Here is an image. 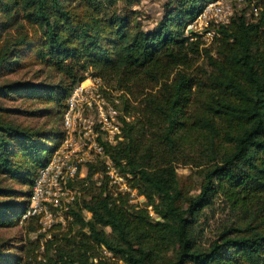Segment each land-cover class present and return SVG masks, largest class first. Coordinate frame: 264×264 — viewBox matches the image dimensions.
I'll return each mask as SVG.
<instances>
[{"label": "trees", "instance_id": "1", "mask_svg": "<svg viewBox=\"0 0 264 264\" xmlns=\"http://www.w3.org/2000/svg\"><path fill=\"white\" fill-rule=\"evenodd\" d=\"M208 1L166 0L145 30L136 0H0V101L42 106L0 104V227L19 225L39 169L64 137L67 97L87 74L125 92L103 90L124 112L122 139L104 146L144 196L129 203L98 159L69 183L81 193L66 231L39 252L29 237L38 220H24L26 237L0 243V264H264V0L235 5L200 48L186 28ZM30 65L40 81L7 77ZM16 114L51 121L26 126ZM175 159L196 168V192L181 187ZM215 210L222 220H208ZM209 222L217 227L202 242Z\"/></svg>", "mask_w": 264, "mask_h": 264}, {"label": "built area", "instance_id": "2", "mask_svg": "<svg viewBox=\"0 0 264 264\" xmlns=\"http://www.w3.org/2000/svg\"><path fill=\"white\" fill-rule=\"evenodd\" d=\"M247 3L252 6L254 0H210L188 24L186 33L192 31L201 39H210L211 42L215 27L229 22L234 12L233 5ZM259 9L254 8V15H257ZM93 77L92 85L90 83V86L84 87L82 81L68 95L62 118L64 137L53 149L47 163L39 169L27 207L20 219L36 218L39 223L38 232L44 234V239L49 235L43 231L50 227L53 220L66 219L69 206L75 196L79 195L69 184L70 181L84 177L86 166L98 159L105 165L104 173L109 184L121 193L134 195L133 189L125 176L119 173L104 146L106 144L108 149L113 150L122 139L119 111L104 96L103 90L107 88L102 85L100 77ZM97 176L95 174L94 177Z\"/></svg>", "mask_w": 264, "mask_h": 264}, {"label": "rangeland", "instance_id": "3", "mask_svg": "<svg viewBox=\"0 0 264 264\" xmlns=\"http://www.w3.org/2000/svg\"><path fill=\"white\" fill-rule=\"evenodd\" d=\"M166 0H136V3L133 6V9L138 11V19L140 20L142 27L145 30H151L153 29L156 24L157 21L160 19V17L163 14V3ZM240 5H238L237 7H239ZM235 5H233V11ZM208 40H205V38L201 39L202 42H204L203 44L201 43L200 48L202 47H209L211 46V42ZM214 54V53H211ZM204 56L202 55L198 61L194 64L193 68H195L196 66H198L199 64H202L205 59L203 58ZM40 67H38L37 65H30L26 68H24L22 71H18L16 73H12L10 75H8L7 77L9 79L15 80V79H19V80H29L32 82H38L42 79V77H40V75H42L41 69H39ZM193 68L191 70H189L190 72L193 70ZM39 70V71H38ZM88 78H86V80H84V82L82 83V86L84 87H88L94 83V77L90 74H87ZM101 82L102 85L105 86L104 90H107L108 92H110L112 95H115V97L120 96L121 93L123 94V90H114L113 86H114V82H107L104 78H101ZM53 80V79H52ZM49 82H51V80H48ZM125 93V92H124ZM128 97H130L129 94H126ZM140 98V96L138 97ZM117 99V98H116ZM117 101V100H116ZM118 101L120 102V100L118 99ZM117 101V102H118ZM137 102L135 101V104ZM1 106L3 107H8V108H17L18 110H37L39 108H41L42 106L40 104H38L37 102L31 101V100H21V99H4L0 101ZM124 114L123 111H119L118 112V116H119V122L121 123L120 120V115L122 116ZM12 119L22 125H26V126H34V127H39L42 124H45L49 121H51L49 118H43V117H33V116H29V115H23V114H16V115H12L11 116ZM131 118L128 117L126 115V120L129 121ZM122 124V123H121ZM167 159H170L169 157ZM173 160V159H172ZM178 161L175 163L176 165V170L180 176V181H181V187L184 189H188L190 190L191 193L196 192L195 189L192 188L193 184L195 185V183L198 180V176L197 174H195V170L196 168H193L192 165H189L186 163L185 160H176ZM83 178V177H82ZM126 179V178H125ZM127 181V179H126ZM128 183V182H127ZM14 187L19 188V186L17 184H13ZM74 191L78 192V194L80 195L81 190H79V187L75 185L74 187ZM116 192H119L117 189H115ZM134 195L131 196L129 195V203L131 204H142V202L144 201V196L139 195L136 193V191L133 189ZM121 193V192H119ZM77 196V195H76ZM211 213V212H210ZM86 217H90V214L86 212ZM215 216L214 217H210L208 220H222L223 215L222 213L217 210H215ZM207 216V215H206ZM210 216V214L208 215ZM207 216V217H208ZM68 220L69 218L66 219H62V220H53L50 227L47 229H45L43 232L45 234H48V237H40V233L38 232V230H36L34 233H30L29 237L33 240V239H38L39 243H40V248H39V252L42 251V245H44V243L46 242V239L48 238H53V234L58 233V232H65L67 227H68ZM202 220H206V217L203 216ZM211 222V221H210ZM208 223V225H206L205 229H204V233L201 235V241L205 242L206 238H210L212 236V233L215 231V228L217 227L216 225H214V223ZM24 222L20 221L19 225L16 227H11V228H1L0 227V243H2L4 240H9L12 237H17V236H24L26 237V234L24 233Z\"/></svg>", "mask_w": 264, "mask_h": 264}]
</instances>
